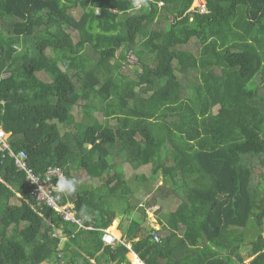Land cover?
<instances>
[{
    "label": "trees",
    "instance_id": "16d2710c",
    "mask_svg": "<svg viewBox=\"0 0 264 264\" xmlns=\"http://www.w3.org/2000/svg\"><path fill=\"white\" fill-rule=\"evenodd\" d=\"M206 1L201 14L187 13L193 0H147L139 10L133 0H0V126L36 173L64 169L76 190L61 194L94 226L79 229L38 205L25 173L0 152V264H131L126 245L102 241L100 229L120 236L119 213L144 264H264V0ZM192 41L198 53L184 48ZM125 53L137 65L122 90ZM120 160L150 166L139 176L157 183L148 206L173 187L184 194L160 229L133 205ZM79 169L107 180L83 188ZM252 225L246 245L239 228Z\"/></svg>",
    "mask_w": 264,
    "mask_h": 264
},
{
    "label": "rangeland",
    "instance_id": "374dc122",
    "mask_svg": "<svg viewBox=\"0 0 264 264\" xmlns=\"http://www.w3.org/2000/svg\"><path fill=\"white\" fill-rule=\"evenodd\" d=\"M83 13V10L78 7V9L75 12V16L77 18H79ZM76 35V32L73 33V36ZM185 49L187 50H191L195 53H198L199 51V44L195 41L190 42L189 44H187L186 46H184ZM125 49H123V53L125 52ZM49 54H53L52 51H48ZM128 55V62L124 63L125 67L120 70L117 74V77L119 78L122 86V90H124L125 88L129 87L130 84L132 83V81H134V76H135V68L134 65H137V59L134 56V53H125ZM117 58L114 60L116 61ZM40 78L42 79H47L46 75L44 73H39L38 74ZM121 92H124L122 91ZM259 92H260V96L263 100H264V86L259 87ZM73 114L76 118V120L78 122H80L81 120H83L84 118V114H83V108H82V104L79 103L74 109H73ZM95 117L99 120H101L102 122L107 121L108 124L110 126H114L117 123V118L116 117H110L107 118V120H105V116L100 113V112H96L95 113ZM72 132H75V127H71ZM118 163L123 164L124 170H125V176L126 179L129 182V185L132 187L133 191H135V193H133L132 196V203L133 205H139L142 206L144 205L146 208V213H147V220L146 222H149L150 227L155 228L156 230L160 229L161 224L159 223V219L162 218V216L167 215L168 212H172L175 211L177 209V207L180 205L181 202H183L184 200V194L182 195L181 192H175L172 189H175L176 187H173L171 189V195H169L165 200H162L159 202V208L156 209L155 207H153L155 204H150V206L147 205V203L150 202V198L152 196V194L150 192H148L147 188L149 189H155L157 183H150V182H143L139 180V176L142 174H145L146 177H149V175L151 174V170H150V166H146V167H141V168H135L134 166H132L130 163H125V161H119ZM74 179L76 181V184H80L83 188H93V187H97L101 184V182H104L107 180V178H103L102 180H98V179H91L88 174L86 173L85 170L83 169H79L74 171ZM259 175L258 172L255 173V176ZM194 182H189V185L193 184ZM18 199V198H17ZM15 199L13 202L14 203H19V199L17 200ZM143 206V207H144ZM135 207V206H134ZM156 209V210H155ZM139 211V210H138ZM141 217V214L138 215V217ZM118 220V224L116 223V221H114V226L116 228V224H117V228L119 230L122 231V233H125V229H124V225L126 224V221H124L121 225V220L123 219V215L121 213H119L117 215ZM156 218V220H154ZM239 231L241 232H247V238L245 241V244L248 245L250 240H252L255 235H256V229L254 230V225H252L249 229V231L247 230H243V228H239ZM142 234V233H140ZM120 237V236H119ZM248 246H243V249L241 251V255H245L248 252ZM129 254V253H128ZM128 257L131 260V254L128 255ZM252 258L250 259H246L247 264L248 261H250ZM246 263V262H245ZM48 264V263H47Z\"/></svg>",
    "mask_w": 264,
    "mask_h": 264
},
{
    "label": "built area",
    "instance_id": "2783aa9c",
    "mask_svg": "<svg viewBox=\"0 0 264 264\" xmlns=\"http://www.w3.org/2000/svg\"><path fill=\"white\" fill-rule=\"evenodd\" d=\"M198 7L202 12L206 11L205 3H198ZM12 133L6 131L0 126V152L8 151L9 155L13 157L15 166L18 171L24 172L26 182L32 189V197L35 199L38 205L48 206L59 213L63 220L71 221L78 226V228H84L92 230V225H86L83 220L78 217L75 204L67 199V197L61 193H57L56 187L61 177L67 179V175L62 167L51 166L43 174L36 173L28 164V156L24 150L14 152L11 149L10 139ZM51 200L54 203V207L50 206L48 201ZM58 232H61L58 230ZM156 239L159 236L155 234ZM103 240L107 244H115V237L108 230H104Z\"/></svg>",
    "mask_w": 264,
    "mask_h": 264
},
{
    "label": "clouds",
    "instance_id": "9594fccd",
    "mask_svg": "<svg viewBox=\"0 0 264 264\" xmlns=\"http://www.w3.org/2000/svg\"><path fill=\"white\" fill-rule=\"evenodd\" d=\"M200 2H203V3H205V8H206V11H204V12H202L201 10H200V8L198 7V3H200ZM133 3H134V5L136 6V9L137 10H139L140 8H141V6H144V7H146L147 6V0H133ZM160 5L162 6L163 5V2H160ZM194 12H198V13H201V14H206V13H208V8H207V1L206 0H193V2H192V5H191V7L187 10V13H194ZM192 19V18H191ZM135 56V55H134ZM76 190V188H75V182L74 181H72V180H69V179H66V178H63V177H61L60 179H59V181H58V183H57V187H56V191H57V193H66V194H68V193H72V192H74ZM66 197H67V195H66ZM67 199H69L68 197H67ZM70 200V199H69ZM71 201V200H70ZM162 201V200H161ZM160 202V201H159ZM159 202H157V203H154L155 205L153 206V207H155L156 209H158L160 206H159ZM48 203H49V205L50 206H55L54 205V203H53V201H51V200H49L48 201ZM75 208H76V206H75ZM155 209V210H156ZM170 212H168L167 214H169ZM160 219H164V216H162V218H160ZM154 220H156V218L154 219ZM114 223V222H113ZM116 223L118 224V221H116ZM117 224H116V229H117ZM93 226V225H92ZM79 229H84V228H79ZM93 229H94V226H93ZM105 229H108L111 233H112V235L115 237V244H107V243H105V241L103 240V235H102V241L104 242V244H106V245H110V246H115L116 244H118V243H121V244H124V245H126L128 248H129V254H134V255H136V256H138L135 252H133L132 251V249H131V244H127V243H125V239H124V237H123V233H122V231H121V233H120V237H117V236H115V234L110 230V227H108V228H105ZM105 229H100L101 230V232H103V234H104V230ZM155 229V228H154ZM61 232H58L57 233V236H59V237H61V241L63 242L64 240H65V237L64 236H62V230L61 229H59ZM85 230H87V229H85ZM156 230V229H155ZM157 235V233L156 232H154L153 233V235ZM262 235H263V239H264V218H263V231H262ZM128 254V255H129ZM129 258V257H128ZM138 258H139V256H138ZM140 259V258H139ZM129 260H130V258H129ZM141 260V259H140ZM142 261V260H141ZM130 262H131V264H132V260H130ZM143 262V261H142ZM246 263L245 264H247V261H245ZM143 264H144V262H143ZM248 264H249V261H248Z\"/></svg>",
    "mask_w": 264,
    "mask_h": 264
},
{
    "label": "bare ground",
    "instance_id": "6f19581e",
    "mask_svg": "<svg viewBox=\"0 0 264 264\" xmlns=\"http://www.w3.org/2000/svg\"><path fill=\"white\" fill-rule=\"evenodd\" d=\"M131 260H132V264H143V262L138 258V256L132 253H131Z\"/></svg>",
    "mask_w": 264,
    "mask_h": 264
},
{
    "label": "crops",
    "instance_id": "0c3cea01",
    "mask_svg": "<svg viewBox=\"0 0 264 264\" xmlns=\"http://www.w3.org/2000/svg\"><path fill=\"white\" fill-rule=\"evenodd\" d=\"M117 230L121 233V231L117 228Z\"/></svg>",
    "mask_w": 264,
    "mask_h": 264
},
{
    "label": "water",
    "instance_id": "95a60500",
    "mask_svg": "<svg viewBox=\"0 0 264 264\" xmlns=\"http://www.w3.org/2000/svg\"><path fill=\"white\" fill-rule=\"evenodd\" d=\"M217 202V200L214 202V204Z\"/></svg>",
    "mask_w": 264,
    "mask_h": 264
}]
</instances>
